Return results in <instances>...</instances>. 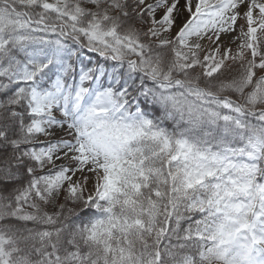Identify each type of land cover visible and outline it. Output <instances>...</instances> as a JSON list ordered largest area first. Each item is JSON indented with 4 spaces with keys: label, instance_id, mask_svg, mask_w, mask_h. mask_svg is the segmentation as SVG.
Returning a JSON list of instances; mask_svg holds the SVG:
<instances>
[{
    "label": "snow or ice",
    "instance_id": "6c2138e0",
    "mask_svg": "<svg viewBox=\"0 0 264 264\" xmlns=\"http://www.w3.org/2000/svg\"><path fill=\"white\" fill-rule=\"evenodd\" d=\"M0 264H264V0H0Z\"/></svg>",
    "mask_w": 264,
    "mask_h": 264
}]
</instances>
